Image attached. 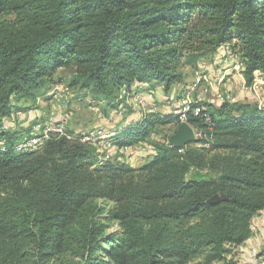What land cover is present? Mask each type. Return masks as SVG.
Segmentation results:
<instances>
[{"label":"trees","instance_id":"16d2710c","mask_svg":"<svg viewBox=\"0 0 264 264\" xmlns=\"http://www.w3.org/2000/svg\"><path fill=\"white\" fill-rule=\"evenodd\" d=\"M227 49L250 86L264 72V0H0V264H235L264 209V107L204 98L202 114L186 113L197 141L150 144L139 168L100 164L68 130L16 152L21 133L4 124L58 86V70L116 110L136 84L168 92L182 67ZM132 113L128 125L114 117L111 144L181 123L172 110Z\"/></svg>","mask_w":264,"mask_h":264},{"label":"rangeland","instance_id":"374dc122","mask_svg":"<svg viewBox=\"0 0 264 264\" xmlns=\"http://www.w3.org/2000/svg\"><path fill=\"white\" fill-rule=\"evenodd\" d=\"M232 63L234 64L231 60L218 62L215 57H212L209 60H202L197 68H191L189 66L182 67L180 71L183 75V81L174 84L168 92L163 90L162 85L155 86L156 92L160 89L164 98L161 102H157L155 98L149 100L148 104L144 107V112L147 113L149 110L160 113L169 111L174 105L177 96L192 88L194 90L190 95L201 94L205 99L210 98L213 105L218 106L223 101L215 98V95L209 92L210 88L208 92H205L204 89L209 87L210 82L215 85L220 76H223L222 83L219 84L220 86L218 85L221 92L227 91L240 104L251 103L257 104L259 107H264V74L260 76L263 79V84L257 93L259 96L257 99L254 93L247 92L243 87V81L239 76L241 72L229 69ZM201 75H205L209 83L203 80L197 83V77ZM55 79L62 80L57 84L60 90L66 93L64 98L56 99L47 92L38 99L35 105H31V102L25 104L26 102L22 101L18 107L24 108L30 106V109L23 111V117L16 116L17 118L13 119L5 118L4 120L6 121L4 124L10 129L19 131L21 136L24 137L32 132V126L36 121H43L47 117L52 116L55 120L66 123L67 130L72 132L71 135L69 134L71 137L70 140L77 139L78 134L82 131L103 129L105 128L104 126H109L110 124L117 126V121L113 117V109L106 107L105 103L95 100L78 86L71 87L68 85L71 80V73L69 71L58 70L55 74ZM19 111L16 110L14 113ZM134 114L132 113L131 115ZM128 117L130 118V116ZM174 129L175 126L173 124L157 126L146 144L153 145L155 142L168 141ZM151 153L152 150L144 156L137 158L135 161L127 163V165L132 168H139L150 159ZM108 225V231L117 229L115 223H108ZM227 258L235 264H264V209L252 218L251 235L249 238L243 244L233 248ZM189 264L204 263L201 258H197Z\"/></svg>","mask_w":264,"mask_h":264},{"label":"built area","instance_id":"2783aa9c","mask_svg":"<svg viewBox=\"0 0 264 264\" xmlns=\"http://www.w3.org/2000/svg\"><path fill=\"white\" fill-rule=\"evenodd\" d=\"M215 58L218 62H226L231 60L234 62L235 70L241 72L242 64L238 58V55L234 52L227 49L225 53L215 55ZM263 72H255L253 82L250 86L245 84V80L240 73V77L243 81V87L247 92L254 93L255 98H259L257 95L260 90L263 79ZM201 80L207 82L209 81L206 76L197 77L196 82H201ZM223 77H219L217 80V84L213 85L211 82L209 83V87L205 88L204 91L208 92L210 88V93L215 95V98L223 101L227 99L231 102H234L236 99L227 91L221 92L220 87L218 86L222 83ZM194 89H189L188 91L182 92L175 99V103L172 106L171 110L174 115H179L180 122H186V113L190 111L193 115L198 116L202 114L203 108L200 103L203 101L204 97L201 94L196 96L190 95V93ZM63 90H60L58 86H54L50 91L49 95L53 96L56 99H62L65 97ZM156 97L155 88L149 87L147 84L138 83L134 86V89L131 95L119 105V107L114 110L113 117L122 118V125L130 124V119L126 116L127 111L130 109L132 112H135L141 117V115L145 114L144 107L148 104L149 100H152ZM193 103L199 104L196 107H191ZM260 103V102H259ZM153 110H149L150 112ZM23 117V112L19 111L8 117V119H13L17 117ZM206 120H209V115L204 114ZM6 121V120H5ZM195 137L198 138L200 136V132L194 129ZM67 127L66 123L63 121H57L54 117L49 116L43 121H36L32 126V132L24 137H22L14 149L16 152H27L41 148L44 143L52 138H59L61 136H69L67 135ZM120 132V129H112V130H103V129H92L90 131H82L78 134L77 138L81 141L92 144L97 151V158L99 163H103L105 161H118L121 163H130L135 161L137 158L144 156L150 150H152V146L146 143H140L135 146H118L113 145L110 142V138L114 137ZM70 137V136H69Z\"/></svg>","mask_w":264,"mask_h":264},{"label":"water","instance_id":"95a60500","mask_svg":"<svg viewBox=\"0 0 264 264\" xmlns=\"http://www.w3.org/2000/svg\"><path fill=\"white\" fill-rule=\"evenodd\" d=\"M198 138L195 137L193 128L187 122H181L176 131L170 136L169 144L174 147L181 148L190 143H194ZM216 197H213L211 201H215Z\"/></svg>","mask_w":264,"mask_h":264},{"label":"crops","instance_id":"0c3cea01","mask_svg":"<svg viewBox=\"0 0 264 264\" xmlns=\"http://www.w3.org/2000/svg\"><path fill=\"white\" fill-rule=\"evenodd\" d=\"M229 69L235 71V68H234V64H233V63L231 64V66H230ZM229 69H227V70H229ZM237 72H238V71H237ZM239 76H241L240 73H239ZM220 77H223V76H220ZM218 78H219V77H218ZM217 80H218V79H217ZM216 84H217V82H216ZM220 84H221V83H220ZM173 86H174V85H173ZM219 86H220V85H219ZM171 88H172V87H171ZM171 88H170V89H171ZM186 88H188V87H186ZM244 92H245V90H244ZM163 98H164V97H163V95H162L160 89L157 90L155 100H156L157 102H161ZM205 100L211 102L210 98H209V99H205ZM138 117H139L138 114H134V115H133V118H134V119H135V118H138ZM104 127H105V128H103V129H105V130H112V129H118L120 126H118V124H117V126H114V125L110 124L109 126L107 125V126H104Z\"/></svg>","mask_w":264,"mask_h":264}]
</instances>
